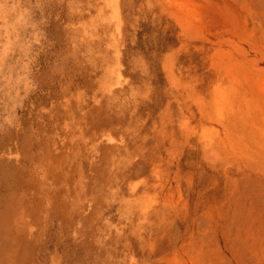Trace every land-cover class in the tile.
<instances>
[{"label": "rangeland", "instance_id": "1", "mask_svg": "<svg viewBox=\"0 0 264 264\" xmlns=\"http://www.w3.org/2000/svg\"><path fill=\"white\" fill-rule=\"evenodd\" d=\"M0 264H264V0H0Z\"/></svg>", "mask_w": 264, "mask_h": 264}]
</instances>
